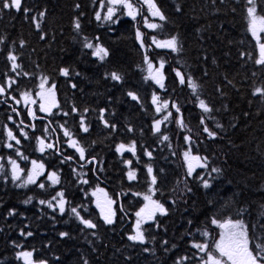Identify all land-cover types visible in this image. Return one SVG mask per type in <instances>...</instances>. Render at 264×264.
<instances>
[{"label": "trees", "instance_id": "obj_1", "mask_svg": "<svg viewBox=\"0 0 264 264\" xmlns=\"http://www.w3.org/2000/svg\"><path fill=\"white\" fill-rule=\"evenodd\" d=\"M141 11L136 20L121 13L120 22L112 24L95 20V13L106 12L107 0H23L19 12L14 9L0 11V84L8 77L17 82L8 95L0 96V264H24L19 253L33 252L32 260L38 264H176L178 258L187 255L185 264H202L199 253L191 247L193 242L208 243L209 251L219 256L215 244L221 229L210 223L236 218L238 208L245 209L242 217L249 226L250 238H264V98L253 95L258 87H264V68L254 63L259 50L248 30L246 0H156L167 21L152 18L147 6L140 0H132ZM105 4L101 11L100 4ZM80 7L77 8L76 5ZM258 12L264 8V0H258ZM179 6L180 11H176ZM24 8L29 12L25 14ZM46 10L42 18L39 13ZM148 22L161 24L149 29ZM79 18L81 30L74 29ZM115 18V17H114ZM40 22V30L36 22ZM137 31L143 34L145 47L137 39ZM41 35L45 38L41 39ZM178 37L182 51L177 54L156 47L155 37L164 41ZM100 44L109 51L100 61L92 50L83 47V38ZM99 37V40H96ZM264 40V33H263ZM24 47H20V42ZM12 51L18 55L21 75L11 71L6 59ZM243 54V55H242ZM145 55L157 67L164 62L165 89L146 80L148 63ZM68 68L69 77L60 74ZM178 69L186 80L191 77L198 85L197 95L190 87L181 85L175 75ZM28 72L29 76L22 73ZM117 72L121 82L106 76ZM79 73L80 75H76ZM255 73V75H253ZM48 78V85L55 84L58 108L52 115L39 111L37 105L24 106L22 93L34 96L40 90L41 77ZM231 81V83H229ZM75 83L76 88L71 85ZM140 97L131 100L128 92ZM153 95L160 97L158 104L169 102L168 109L155 111ZM205 100L213 108L205 114L198 107V99ZM21 100L20 104L16 99ZM173 103L180 107L184 128L177 124L178 114ZM73 105L85 115L89 132L79 127V115ZM15 109V111H14ZM116 125L115 131L105 128L99 119ZM35 112L33 119L29 111ZM168 117L161 126L169 141L154 134L153 125ZM63 112H68L64 116ZM210 115L201 124L202 117ZM23 121V123H21ZM71 129L86 149V156H95L97 164L80 161L75 150L68 146L60 125ZM223 125V129L216 127ZM31 125H35V128ZM207 127L217 133L210 139L203 131ZM132 131L129 132L128 129ZM47 129V131H46ZM190 129V131H189ZM12 130L20 144L10 141L7 132ZM26 132L25 139L21 132ZM190 136L193 143L185 142ZM38 138L53 143L56 150L39 151ZM135 143V155L116 151L121 144ZM8 143L13 148H8ZM23 153V159L17 154ZM207 157V168L197 167L187 176L184 152ZM146 152H151L149 158ZM72 157L61 163L64 157ZM16 160L23 170L22 180L32 171V161L44 165V174L36 184L19 187L21 181L11 179L9 160ZM131 161V165L127 161ZM151 166L157 176L158 191L153 199L168 209V215L156 216L159 227L150 222L144 225L149 243L134 244L128 235L134 234L135 215L146 203L142 195L150 187ZM103 169L102 171L100 169ZM218 168L219 173L212 172ZM75 169V171H73ZM129 170L136 172V179L129 181ZM55 172L59 183L53 184L48 176ZM86 174V175H85ZM203 176L211 184L203 188L197 176ZM87 179L88 183L80 181ZM187 186L192 191L181 198ZM44 183L43 189L37 184ZM103 189L115 201V223H104L101 211L95 204L93 192ZM175 189V191H173ZM63 191L68 206H75L81 215L97 224L95 230L84 228L69 211L63 215L41 205L40 200H52ZM31 198L30 203H25ZM173 200L177 202L172 203ZM54 206L57 201H52ZM14 210L15 215H10ZM191 221V223H189ZM95 232V235L89 233ZM207 231V237L201 235ZM21 232L25 235H21ZM32 232V236H27ZM62 232L69 233L62 237ZM168 240V245L162 241ZM172 245H175L173 248ZM150 249L145 252L143 249ZM169 248V251H165Z\"/></svg>", "mask_w": 264, "mask_h": 264}, {"label": "snow or ice", "instance_id": "obj_2", "mask_svg": "<svg viewBox=\"0 0 264 264\" xmlns=\"http://www.w3.org/2000/svg\"><path fill=\"white\" fill-rule=\"evenodd\" d=\"M23 0H0V11L3 9H14L15 11L19 12L22 8ZM140 3L142 5L147 6V10L149 12V15L152 18H158L160 21H167V17L161 10V8L157 5L156 0H140ZM247 5H249L246 9L247 11V19H248V30L251 33L253 39L256 41V45L258 46L259 55L258 58L255 59L254 63L258 66H261L264 68V42L262 41L261 33H264V8H261L258 12V0H246ZM107 8L105 14L101 15V12L95 13V20L101 21L103 19L104 22H111L112 24H118L120 22L119 16H117V13L120 12L121 15L126 14L127 16L131 17L132 20H136L137 15L140 14V7L137 4H134L132 0H107ZM77 8L80 7L79 4L76 5ZM101 11H104L105 4H100ZM176 11H180L179 6L177 7ZM25 14L29 12L28 8H24ZM46 15V10L39 13V17L42 18ZM115 17V18H114ZM145 26L149 29H158L161 28V24L157 23H150L148 22V18L145 17L144 20ZM36 28L37 30H40V22H36ZM74 29L79 34L81 30V23L79 18H77L74 21ZM137 39L140 41V45L142 48L145 47L144 41H143V34L139 31L136 33ZM41 39H44L45 37L41 35ZM83 47L86 49L92 50V54L96 56L100 61L105 60L108 55L109 51L105 47H103L100 44H94L93 42L89 41L87 37L83 38ZM96 40H99V37H96ZM0 43H3V40H0ZM152 43L156 45L158 48L162 49H168L173 53L179 54L182 51V45L180 44L178 37H172L170 39L164 40V41H158L155 37L152 38ZM20 47H24V42H20ZM3 49H0L2 51ZM243 55V54H242ZM6 59L11 64V71L16 73L17 76L21 75V72H18V69H22V65L18 63L19 57L18 55L14 54L12 51H9L7 53ZM145 61L148 63V75L145 77L146 80L153 81L156 85L159 86L160 89H165V75L163 72L164 69V62L161 61L159 64V67H156L145 55ZM175 75L179 80V83L181 85L187 84L188 87L191 88L192 94L197 95L199 85L191 78L188 77L186 80L185 75L179 71L178 69H174ZM24 76H29L28 72L22 73ZM60 74L64 77L70 76V71L68 68H61ZM76 75H80L79 73H76ZM255 75V73H253ZM108 78H110L113 81L121 82L122 76L118 74L117 72H111L109 74H106ZM16 80L14 78L8 77L4 83L0 84V96L8 95V92L6 89H11L14 84H16ZM48 78L47 77H41L40 80V92L39 97L44 103L40 104L39 111L45 112L48 115H52L53 108H58L59 104L56 102V93H55V84H51L50 86L46 87L48 85ZM231 83V81H229ZM72 88H76V84L73 83L71 85ZM127 95L131 98L133 101L140 102V97L134 93V92H128ZM253 95L260 96L261 98H264V87H258L254 90ZM12 99H16L15 97H11ZM198 99V107L201 109V111L205 114H211L213 112L212 106H210L205 100ZM22 100L24 102V106L28 107L29 104H35L36 100L32 98L31 93L25 91L22 93ZM160 100V97L157 95H153L152 97V103L154 105H157L155 111L157 113L161 112L162 109H168L169 102L165 101L162 104H158V101ZM16 103L20 104L21 100L16 99ZM173 107L175 108L176 113L178 114L177 118V124L180 128H184V120L183 115L181 113L180 107L173 103ZM15 111V109H14ZM72 111L74 113H77L79 115V127L80 130L83 133L89 132V125L85 122V115L87 113V109L84 110V114H80L79 110L73 105ZM105 110H101V115L99 116V119L103 121L105 128H111L113 131L116 129V125L113 123H110L108 120L104 119V113ZM29 114L32 116L33 119H36L35 112L30 110ZM64 116H68V112H63ZM172 113L169 111L167 115L164 117L163 120H158L153 125L154 134H159L161 139L163 141H169V136L166 134H163L161 131L162 124L167 121L168 117H170ZM212 118L210 115L206 117H202L201 124H204L205 119ZM23 123V121H21ZM33 129L35 128V125H31ZM216 127H219L223 129V125L217 124ZM60 128L63 130L64 137L68 138V146L73 148L75 152L78 154L80 161H85L87 164H97L98 161L96 160L95 156L87 157L86 147L80 143V141L75 137V133L69 129L66 128L63 124L60 125ZM47 131V129H46ZM129 132L132 131L131 128L128 129ZM190 131V129H189ZM203 131L208 134V137L210 139H216L217 133L211 131L207 125L203 127ZM21 135L24 136L25 139L28 138L26 132H21ZM7 136L10 141H15L16 144H20V140L14 135L12 130H8ZM185 142L191 145L193 143L192 138L190 136H186ZM38 145H39V151L44 152L46 149L48 150H56L55 145L53 143H46L44 138H38ZM8 148H13L12 143H8L6 145ZM135 149L136 145L133 142L131 145L126 146L125 144L121 143L117 148L116 151L123 153L125 151L131 152L133 155H135ZM17 154L20 155L23 159H27V157L23 156V153H20L17 150ZM146 155L151 158L152 153L146 152ZM184 159L187 161V176L191 177L197 167L199 168H207V157H200L199 155H192L191 151H185L184 152ZM72 159V157H64V159L61 161V163H65L68 160ZM8 163L11 165V179L15 181H21L19 183V187H26L30 184H36L37 178L43 174L44 172V165L43 164H37L36 161H32V171L30 174H28L26 177L22 180V173L23 170L20 168L19 164L16 162V160H9ZM129 165H131V161H127ZM103 170L102 168L100 169ZM75 171V169L73 170ZM212 172L219 173L221 170L218 168H212ZM3 172V165L0 164V173ZM147 173L151 177L150 180V187L148 189V192L145 194L140 193H133V195H142V198L147 203L144 204V206L135 213L137 220L135 223V229L134 234L128 235V240L132 241L134 244H147L149 243L148 238L146 237V232L149 229H146L144 225L149 224L150 222L153 224L154 227H159V222L156 221L157 214L161 216L168 215V209L164 206L163 203H161L157 199H153V197L156 195V192L158 189L156 188L157 185V176L154 174V170L151 166L147 167ZM86 175V174H85ZM127 178L129 181L136 179V172L133 170H129L127 173ZM48 179L52 181L53 184L59 183V177L55 172H52ZM197 179L202 181V187L207 189L211 187V184L208 180H206L203 176L198 175ZM83 184H87V179H82L80 181ZM37 187L43 189L45 187L44 183L37 184ZM175 191V189H173ZM192 191L191 187L187 186V182L185 181V188L181 192V198L186 195L187 193H190ZM97 193L103 194V200L99 196H97L96 206L100 208L101 215L103 217L104 223L107 225H112L115 223V211L112 208V205L115 203L114 200L108 198L107 193L104 192L103 189L97 188L96 192H93V195L96 196ZM65 194L63 191L58 192L55 196H53L52 200L45 201L40 200L39 203L41 205H47L48 208L52 209L53 211H59V214L63 215L65 211H69L77 220H79L80 224L84 226L86 229L95 230L97 228V224L93 223L92 220L84 218L79 209L75 206H68V201L64 198ZM53 200L57 201L56 205L54 206ZM31 198L25 201V203H30ZM177 201L173 200L172 203L175 204ZM245 211V209L238 208L236 211V218L233 219L231 217H228L226 219L220 220L218 218H211L210 223L213 225H216L219 229H221L220 233V239L215 244V251L219 253V256L214 255L212 252L209 251V245L208 243H201V242H193L191 244L192 248H195L199 253H202L200 259L202 260V264H264V238L257 237L255 240L250 238L249 235V226L245 222V220L242 217V213ZM10 215H15V211L11 210ZM191 223V221H189ZM260 227L264 229V224H261ZM90 235H95V232L89 233ZM21 235H25V233L21 232ZM27 236H32V232H28L26 234ZM62 237H68L69 233L62 232L60 234ZM201 235L207 237L209 233L207 231H204L201 233ZM168 240H163V245H168ZM174 248L175 245H172ZM145 252H149L150 249L144 248ZM169 248H165V251H169ZM19 256L23 258L24 264H36L32 260L33 252L31 251H24L19 253ZM190 258L185 255L177 259L176 264H185L186 261H188ZM38 264H46L45 261H39ZM85 264H87V261L85 260Z\"/></svg>", "mask_w": 264, "mask_h": 264}, {"label": "rangeland", "instance_id": "obj_3", "mask_svg": "<svg viewBox=\"0 0 264 264\" xmlns=\"http://www.w3.org/2000/svg\"><path fill=\"white\" fill-rule=\"evenodd\" d=\"M148 11V10H147ZM120 12H118L117 14H119ZM126 15V14H125ZM127 16V15H126ZM138 16V15H137ZM261 37H262V41L261 42H264V40H263V33H261ZM157 67H159V66H157ZM49 85H46V87H48ZM39 92H40V90L34 95V96H32V98L33 99H35L36 100V103H35V105H37L38 107H40V104H42V103H44V101H42L41 99H40V97H39ZM56 98V97H55ZM56 102H57V100H56ZM30 105V104H29ZM53 110H55V108H53ZM52 110V111H53ZM42 113H44V114H47V113H45V112H42ZM43 174H44V172H43ZM94 192H96V191H94ZM97 196H99L100 198H101V200H103V194L102 193H97V195L96 196H94V199H95V204H96V201H97ZM107 196H108V198H110V196L107 194ZM111 199V198H110ZM147 203V202H146ZM112 208H113V210L115 211V203L112 205ZM99 210H100V208H99ZM158 215V214H157Z\"/></svg>", "mask_w": 264, "mask_h": 264}]
</instances>
